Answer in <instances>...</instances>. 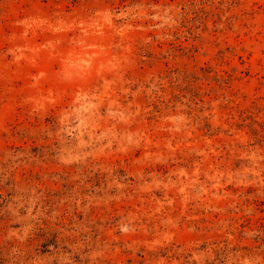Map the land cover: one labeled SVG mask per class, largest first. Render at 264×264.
<instances>
[{"label":"rangeland","instance_id":"obj_1","mask_svg":"<svg viewBox=\"0 0 264 264\" xmlns=\"http://www.w3.org/2000/svg\"><path fill=\"white\" fill-rule=\"evenodd\" d=\"M0 264H264V0H0Z\"/></svg>","mask_w":264,"mask_h":264}]
</instances>
